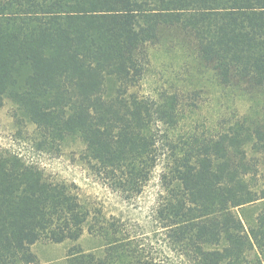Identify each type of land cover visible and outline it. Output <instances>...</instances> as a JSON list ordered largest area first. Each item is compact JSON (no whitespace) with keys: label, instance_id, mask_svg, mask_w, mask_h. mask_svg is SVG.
Here are the masks:
<instances>
[{"label":"trees","instance_id":"trees-1","mask_svg":"<svg viewBox=\"0 0 264 264\" xmlns=\"http://www.w3.org/2000/svg\"><path fill=\"white\" fill-rule=\"evenodd\" d=\"M8 96L37 158L0 150V264L84 232L72 264H264V0H0ZM69 138L103 199L41 168Z\"/></svg>","mask_w":264,"mask_h":264},{"label":"rangeland","instance_id":"rangeland-1","mask_svg":"<svg viewBox=\"0 0 264 264\" xmlns=\"http://www.w3.org/2000/svg\"><path fill=\"white\" fill-rule=\"evenodd\" d=\"M158 51H154V53L160 56ZM156 77L158 78L159 76L157 75ZM159 83L160 81L158 82L157 79L152 77L149 81H146V83L143 85V88L144 90H146V88L152 89L156 84ZM218 96H221L220 91L216 92V100H212L210 103L203 106L202 115L203 117L207 115V122H216L215 112H229L233 108H240L241 110L245 111L250 110L249 102L242 101L235 106L234 102L227 100L225 97H220L219 100L217 98ZM17 103L18 102L16 98L8 96V98L4 100L3 105L0 106V150L17 152L21 154L26 160L30 158L36 159L37 157L34 148V139L38 133L37 127L30 119L28 111L25 108H22L21 104ZM257 106L259 108L261 105H254L255 108H257ZM195 117L196 119L203 118H200V116ZM81 147L82 144L77 138H69L65 142V147L58 155L53 156L42 153L43 159L40 163V166L43 168L44 173L50 178L65 179L69 182L74 181L78 185L79 192L83 198L87 197L88 195H98L103 199L104 195L101 196V194L104 192V187H102L100 184L92 182L91 180L87 181L84 179L85 172L82 169L78 159V152L80 151L79 149ZM258 154L261 155V153ZM262 165L264 166V157L262 159ZM114 202L116 201L111 199L110 203H108L111 205V207L104 208L103 211L106 213H118L119 210L113 208ZM139 211V208L131 209L130 211L124 212V216L127 213L130 215L134 213L141 214L138 213ZM142 215H144V213ZM99 243L100 240L98 238H94L87 232H84L77 241L67 240L57 243L42 239L34 243L31 246V250L35 253L40 264H72L69 258L70 248L72 246L79 245L82 249H88L98 246Z\"/></svg>","mask_w":264,"mask_h":264}]
</instances>
